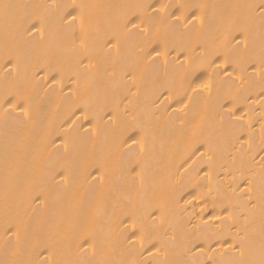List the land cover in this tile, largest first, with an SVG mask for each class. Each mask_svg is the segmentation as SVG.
<instances>
[{"label": "bare ground", "instance_id": "obj_1", "mask_svg": "<svg viewBox=\"0 0 264 264\" xmlns=\"http://www.w3.org/2000/svg\"><path fill=\"white\" fill-rule=\"evenodd\" d=\"M0 264H264V0H0Z\"/></svg>", "mask_w": 264, "mask_h": 264}]
</instances>
